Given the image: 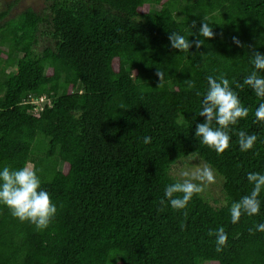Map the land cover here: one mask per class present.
I'll return each mask as SVG.
<instances>
[{"label":"trees","instance_id":"trees-1","mask_svg":"<svg viewBox=\"0 0 264 264\" xmlns=\"http://www.w3.org/2000/svg\"><path fill=\"white\" fill-rule=\"evenodd\" d=\"M11 6L0 10V166L31 164L57 210L38 230L0 205V264H264V186L256 214L232 223L229 211L252 190L247 174L264 173L254 117L264 97L242 84L251 53H264V0H47L13 16ZM171 32L203 44L177 50ZM221 74L248 114L218 153L194 131L206 78ZM241 131L256 136L246 151ZM191 155L220 176L222 204L197 192L169 206L164 188L181 181L171 169Z\"/></svg>","mask_w":264,"mask_h":264},{"label":"clouds","instance_id":"clouds-1","mask_svg":"<svg viewBox=\"0 0 264 264\" xmlns=\"http://www.w3.org/2000/svg\"><path fill=\"white\" fill-rule=\"evenodd\" d=\"M195 21H193V26ZM199 36L211 38L213 32L204 21L198 29ZM233 42L239 46L240 41L233 37ZM172 48L177 50H189L194 44L199 48L203 42L200 39L189 40L176 32L168 36ZM252 71L243 77V85L254 91L257 97H264V76L258 75V71L264 70V53L252 52L249 57ZM158 76L161 74L158 72ZM207 89L200 101L201 108L197 115L203 117V122L195 124L194 136L199 137L201 143L214 148L216 152H222L228 147L229 135L226 131L230 124H235L238 118L245 117L248 109L241 106L236 93L230 88L229 80L223 74L219 77L209 75L207 78ZM192 87V82H188ZM199 95V93H197ZM256 120L264 122V100L254 110ZM215 122L216 127L212 126ZM150 137L144 136L143 142L148 143ZM256 136L241 131L238 134V143L241 151L250 149ZM182 175H186L182 173ZM193 178L211 182L214 177L212 172L203 168ZM247 181L253 185L249 194L243 195L238 202H234L229 209L231 222L236 223L243 211L247 215H254L258 212L260 201L257 199L261 187L264 186V173L250 172L246 176ZM37 172L29 166L9 168L0 166V205L6 206L10 214L20 221L27 220L34 224L36 229H43L48 226L56 214V204L50 199L49 193L41 186ZM201 191V186L185 179L182 182L176 181L164 188V197L173 209L185 207L193 193ZM180 193L182 195H174ZM256 231H264V222L255 225ZM252 231V229H249ZM212 235V233H209ZM226 241V233L222 227L215 229L216 250L220 251Z\"/></svg>","mask_w":264,"mask_h":264},{"label":"rangeland","instance_id":"rangeland-1","mask_svg":"<svg viewBox=\"0 0 264 264\" xmlns=\"http://www.w3.org/2000/svg\"><path fill=\"white\" fill-rule=\"evenodd\" d=\"M11 4L12 6L10 8L9 15L13 16L18 12L26 9L27 7H31L36 11H43L46 8L47 0H0V10L7 8ZM45 41L46 40L43 41L42 39L39 41V44L37 45L38 50H41L43 43L44 44L49 43ZM26 166L31 167V164H27ZM205 167H207L213 174L214 179L211 182L207 180H200L193 178L194 174H197ZM182 173L186 175H182ZM171 174L176 176L181 181L188 179L192 183L200 185L201 186L200 193L203 196H205L212 204H214V200L217 201V205L222 204L223 202V195L221 193L222 180L220 176H218L210 168V166H208V164H206L198 156L191 155L179 159L177 163L172 167Z\"/></svg>","mask_w":264,"mask_h":264},{"label":"built area","instance_id":"built-area-1","mask_svg":"<svg viewBox=\"0 0 264 264\" xmlns=\"http://www.w3.org/2000/svg\"><path fill=\"white\" fill-rule=\"evenodd\" d=\"M43 97H40L39 99L42 100Z\"/></svg>","mask_w":264,"mask_h":264}]
</instances>
